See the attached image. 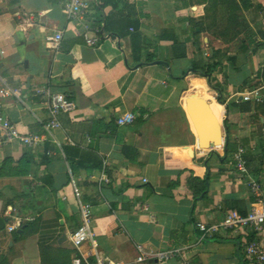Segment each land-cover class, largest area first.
Returning a JSON list of instances; mask_svg holds the SVG:
<instances>
[{"label": "crops", "instance_id": "obj_1", "mask_svg": "<svg viewBox=\"0 0 264 264\" xmlns=\"http://www.w3.org/2000/svg\"><path fill=\"white\" fill-rule=\"evenodd\" d=\"M235 1L258 42L264 0ZM83 2L80 20L69 22L61 0H0V80L22 101L0 96L2 113L19 132L43 136L32 147L0 144V164L31 160L26 175L0 177V264H88L96 256L115 264H245L242 236L202 237L196 224L249 211L254 196L235 168L238 148L264 198V80L255 76L264 45L248 50L238 70L224 62L222 73L208 78L191 64L202 66L217 49L239 51L237 41L216 36L225 17L220 6L211 12L207 0H120L113 8ZM84 35L99 40L90 46ZM245 78L252 79L242 87ZM257 88L260 101L242 100ZM41 90L75 105L59 114L51 134L42 127L49 117ZM192 95L224 119L227 151L197 146L185 111ZM127 112L133 121L117 125ZM80 207L90 212L92 239L74 246ZM14 231L25 234L13 238ZM137 245L182 251L166 262H137Z\"/></svg>", "mask_w": 264, "mask_h": 264}, {"label": "built area", "instance_id": "obj_2", "mask_svg": "<svg viewBox=\"0 0 264 264\" xmlns=\"http://www.w3.org/2000/svg\"><path fill=\"white\" fill-rule=\"evenodd\" d=\"M65 17L69 22H77L80 20L85 12V3L83 0H61ZM85 31H90L87 25L83 26ZM95 34H99L98 29L93 30ZM61 38V33H55L53 36L55 44ZM84 40L87 45L94 46L99 40V36L88 37L84 35ZM0 96L15 97L21 101L19 92L13 88L8 87L2 80H0ZM261 88L252 89L243 93L241 98L243 101H260L262 98ZM47 100V113L49 120L42 125L43 130L47 134H51L52 130L59 127L58 116L61 113H69L75 109L72 101L68 100L61 93H54L48 90H41ZM22 102V101H21ZM133 121V114L130 112L124 113L116 119L117 125L129 124ZM43 140V136L37 134H24L17 130L15 125L8 120L2 113V106L0 105V144L11 142H19L25 146H35ZM243 150L238 148L233 153V161L238 172L246 176V185L254 196L251 202L250 209L247 213L241 214L237 211L226 212L221 220L217 223L204 224L197 223L196 229L201 232L202 237L212 236L219 232L229 231L244 238L243 242V258L245 264H264V198L260 192L259 184L250 179L248 176L246 160L243 157ZM81 224L71 232L70 241L74 246H79L86 241H91L92 233L90 229V212L84 207H80ZM7 229L12 231L14 226H8ZM254 237H251V236ZM138 255L137 262L145 259L156 260L157 262H166L171 258L177 257L181 254L180 248H170L165 251L145 252L140 245L136 246ZM75 264H79L75 261ZM88 264H115L106 259L96 256L93 262Z\"/></svg>", "mask_w": 264, "mask_h": 264}, {"label": "trees", "instance_id": "obj_3", "mask_svg": "<svg viewBox=\"0 0 264 264\" xmlns=\"http://www.w3.org/2000/svg\"><path fill=\"white\" fill-rule=\"evenodd\" d=\"M52 4H55L57 0H49ZM98 5L100 7H104L106 5H111L112 8L115 7L120 0H97ZM210 1L208 6V10L211 12H216L217 7L220 6L221 10L225 14V17L222 21V29L218 32L216 31V36L220 37L222 40L226 42H234L237 41L239 43V51L235 54H227L221 53L220 50H214L212 56L207 58V61L201 66L197 62L191 64L194 70H198V73L203 75L204 77H215L217 74L222 73V67L224 62L232 65L234 69L238 70L239 66L246 60V55L248 50H255L258 47L264 45V32H260V38L258 42L254 41V34L251 27L248 25L246 20L241 15V8L236 3L235 0H207ZM247 7V4L243 5V8ZM212 26H216V22L213 21ZM201 29V24L199 25ZM105 30H109V22L106 21ZM255 76L257 78H262L264 80V67L259 69ZM226 77V76H225ZM252 78H245L242 82V87L246 85V83ZM214 88L220 91V87L218 84L213 86ZM252 88V86H249ZM264 102V95H263ZM262 128L264 129V122L262 124ZM226 151L229 148V142L226 139ZM30 158H27L26 155L21 156L16 162L15 165L11 166L13 160L10 158H6L0 164V177L3 176H23L26 175L27 168L30 166ZM99 165H97L98 167ZM23 229V224L19 227ZM25 234V231L22 233H17L16 231L12 232V237H21Z\"/></svg>", "mask_w": 264, "mask_h": 264}, {"label": "water", "instance_id": "obj_4", "mask_svg": "<svg viewBox=\"0 0 264 264\" xmlns=\"http://www.w3.org/2000/svg\"><path fill=\"white\" fill-rule=\"evenodd\" d=\"M163 65L166 66V64ZM190 71L194 70L190 69ZM194 72L198 73V71ZM185 111L194 128L197 146L199 148L211 149L219 146L224 147L227 139V126L224 123V119L222 122L217 120L204 98L198 95L187 97L185 99ZM2 227L3 221L0 219V229Z\"/></svg>", "mask_w": 264, "mask_h": 264}, {"label": "bare ground", "instance_id": "obj_5", "mask_svg": "<svg viewBox=\"0 0 264 264\" xmlns=\"http://www.w3.org/2000/svg\"><path fill=\"white\" fill-rule=\"evenodd\" d=\"M210 108H211V107H210ZM212 112H213V111H212ZM213 114L215 115V117H217L216 114H215L214 112H213Z\"/></svg>", "mask_w": 264, "mask_h": 264}, {"label": "rangeland", "instance_id": "obj_6", "mask_svg": "<svg viewBox=\"0 0 264 264\" xmlns=\"http://www.w3.org/2000/svg\"><path fill=\"white\" fill-rule=\"evenodd\" d=\"M241 239H242V237H241ZM243 240V239H242Z\"/></svg>", "mask_w": 264, "mask_h": 264}]
</instances>
